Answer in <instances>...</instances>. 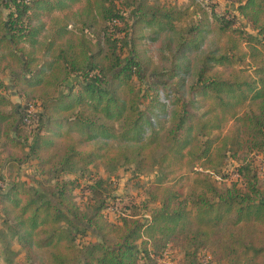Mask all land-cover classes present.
<instances>
[{
    "label": "trees",
    "instance_id": "16d2710c",
    "mask_svg": "<svg viewBox=\"0 0 264 264\" xmlns=\"http://www.w3.org/2000/svg\"><path fill=\"white\" fill-rule=\"evenodd\" d=\"M227 1L236 12L218 16L206 0H0L5 264L14 241L30 264H155L174 241L219 264H264L258 173L246 163L215 183L228 156L264 152V0ZM97 164L157 173L148 219L108 218Z\"/></svg>",
    "mask_w": 264,
    "mask_h": 264
},
{
    "label": "rangeland",
    "instance_id": "374dc122",
    "mask_svg": "<svg viewBox=\"0 0 264 264\" xmlns=\"http://www.w3.org/2000/svg\"><path fill=\"white\" fill-rule=\"evenodd\" d=\"M156 4H177L179 6H188L190 0H150ZM205 3V2H204ZM206 3L214 4L216 14L218 16L230 15L229 13L236 12L235 8L227 0H206ZM229 7V8H227ZM213 17V16H212ZM243 24L246 22L243 20ZM248 29H251L247 26ZM224 41V39H223ZM151 44V43H150ZM151 53L154 54V46L151 44ZM8 83V95L13 96L14 99H18L17 93H14L15 89L11 86V82ZM71 84V82H70ZM227 164L225 165L223 172L227 175L225 178L219 176L215 182L219 186H226L232 184V182L238 180L237 168L242 164H250L251 168L255 170L264 185V152L253 151L247 156H228ZM92 175L95 177H102L106 180V184L101 190L107 194L104 211L107 213L108 218L111 221H119L128 214L138 213L135 218L139 220H146L150 217L151 210L155 204L148 201L146 187L157 181L158 175L154 171H147L138 173L134 170L133 166H123L118 168H105L101 164L91 166ZM23 177L31 180L38 175L35 163L25 164L22 171ZM90 173L85 177H81L77 174L78 179L84 185L90 179ZM74 177V176H73ZM76 177V176H75ZM78 201L85 207L90 198L84 199L79 193V189L76 190ZM89 197V196H88ZM93 202V201H91ZM0 227L2 223L0 222ZM97 233L94 228L88 232L85 239V243L97 240ZM12 248L16 250V255L13 257L12 264H30L27 259L26 250L22 244L14 241ZM2 244L0 242V264H5L2 257ZM188 253V254H187ZM155 264H219L217 260L212 259L211 254L204 249H200L196 252L193 248L189 249L178 246V242L171 243L163 253V256L157 257Z\"/></svg>",
    "mask_w": 264,
    "mask_h": 264
},
{
    "label": "crops",
    "instance_id": "0c3cea01",
    "mask_svg": "<svg viewBox=\"0 0 264 264\" xmlns=\"http://www.w3.org/2000/svg\"><path fill=\"white\" fill-rule=\"evenodd\" d=\"M5 80H6V82L7 81H9V82H11V86H12V81H10L8 78H5ZM74 80L75 79H73V78H69L67 81H66V84H68V85H72L73 83H74ZM70 82H71V84H70ZM8 84V83H7ZM13 88H14V86H13ZM15 89V88H14ZM14 93H17L16 92V89H15V91H14ZM17 96H18V99H14V97L13 96H10L9 95V97L14 101V102H21V98L19 97V95L18 94H16Z\"/></svg>",
    "mask_w": 264,
    "mask_h": 264
},
{
    "label": "built area",
    "instance_id": "2783aa9c",
    "mask_svg": "<svg viewBox=\"0 0 264 264\" xmlns=\"http://www.w3.org/2000/svg\"><path fill=\"white\" fill-rule=\"evenodd\" d=\"M30 109H31V110H34V107L31 105Z\"/></svg>",
    "mask_w": 264,
    "mask_h": 264
}]
</instances>
